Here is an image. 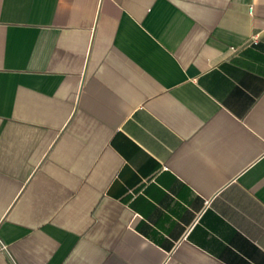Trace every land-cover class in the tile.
Segmentation results:
<instances>
[{"label": "crops", "instance_id": "obj_1", "mask_svg": "<svg viewBox=\"0 0 264 264\" xmlns=\"http://www.w3.org/2000/svg\"><path fill=\"white\" fill-rule=\"evenodd\" d=\"M0 264H264V0H0Z\"/></svg>", "mask_w": 264, "mask_h": 264}, {"label": "built area", "instance_id": "obj_2", "mask_svg": "<svg viewBox=\"0 0 264 264\" xmlns=\"http://www.w3.org/2000/svg\"><path fill=\"white\" fill-rule=\"evenodd\" d=\"M234 49V48H233Z\"/></svg>", "mask_w": 264, "mask_h": 264}]
</instances>
